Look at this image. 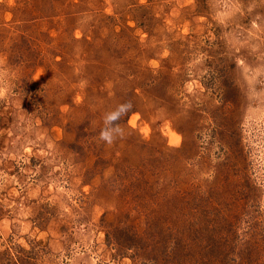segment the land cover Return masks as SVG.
I'll list each match as a JSON object with an SVG mask.
<instances>
[{"label":"rangeland","instance_id":"1","mask_svg":"<svg viewBox=\"0 0 264 264\" xmlns=\"http://www.w3.org/2000/svg\"><path fill=\"white\" fill-rule=\"evenodd\" d=\"M0 264H264V0H0Z\"/></svg>","mask_w":264,"mask_h":264},{"label":"clouds","instance_id":"2","mask_svg":"<svg viewBox=\"0 0 264 264\" xmlns=\"http://www.w3.org/2000/svg\"><path fill=\"white\" fill-rule=\"evenodd\" d=\"M131 108V101H123L102 115V126L97 134L99 141L111 145L117 139L124 137L125 129L121 127L120 120Z\"/></svg>","mask_w":264,"mask_h":264},{"label":"bare ground","instance_id":"3","mask_svg":"<svg viewBox=\"0 0 264 264\" xmlns=\"http://www.w3.org/2000/svg\"><path fill=\"white\" fill-rule=\"evenodd\" d=\"M171 134H174V132H171Z\"/></svg>","mask_w":264,"mask_h":264}]
</instances>
